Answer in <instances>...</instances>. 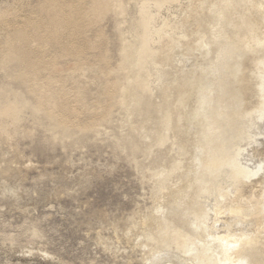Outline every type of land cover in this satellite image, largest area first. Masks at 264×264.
Returning a JSON list of instances; mask_svg holds the SVG:
<instances>
[{"label":"rangeland","instance_id":"374dc122","mask_svg":"<svg viewBox=\"0 0 264 264\" xmlns=\"http://www.w3.org/2000/svg\"><path fill=\"white\" fill-rule=\"evenodd\" d=\"M263 37L264 0H0V264H212L228 229L264 264V195L230 201L264 189Z\"/></svg>","mask_w":264,"mask_h":264},{"label":"bare ground","instance_id":"6f19581e","mask_svg":"<svg viewBox=\"0 0 264 264\" xmlns=\"http://www.w3.org/2000/svg\"><path fill=\"white\" fill-rule=\"evenodd\" d=\"M229 17V16H228ZM228 17L227 18H224V21L225 20H227L228 19ZM254 39H258L259 40V38H254ZM261 40V39H260ZM227 41V40H226ZM258 42H260L261 44L262 43H264V37H263V39H262V42L261 41H258ZM224 53V52H223ZM226 56V58H223V60H221V64H225V61L226 60H229L231 57H232V55L233 54H229V53H226L225 54ZM236 55H239V53H237ZM223 56V55H222ZM260 64L261 65H263V67H264V55L262 56V59H260ZM259 88H260V90H261V92H262V99H263V102L261 103V107H263L264 108V73H263V76L261 77V79H260V82H259ZM233 107V106H232ZM217 115H220V116H222V117H224V118H226L227 117V115H224V114H217ZM221 117V118H222ZM229 121H230V119H229ZM231 122H227V125L230 127L231 126V124H233V123H231ZM210 127H209V129H211L213 132H216V133H218V134H221V135H223L224 136V134H226L227 133V131H225V130H223V128L215 121V122H213L212 120H211V122H210ZM229 127H227V128H229ZM231 128V127H230ZM227 136V135H226ZM225 136V137H226ZM203 137V136H202ZM214 137V136H213ZM222 137V136H221ZM224 138V137H223ZM229 138V137H228ZM228 138H226V139H224L222 142H220L219 144L217 143V144H215V145H213V146H210V144H209V146H208V150L206 151V159L204 160V166H205V170H206V172H207V174H209V175H214V176H218V175H221L222 173H223V169H224V167L226 166V164L229 162V154H228V152H229V144L231 145V143H229L228 144V142H230L229 141V139ZM231 139V138H230ZM234 140V139H233ZM204 146H206V145H204ZM259 153H264V149L263 150H261V151H259ZM237 172V171H236ZM236 175V174H235ZM235 175H233V176H235ZM238 175V174H237ZM237 175L235 176V177H237ZM234 177V178H235ZM241 177V176H240ZM237 178H239V177H237ZM235 180V179H234ZM257 181V180H256ZM258 181H259V179H258ZM234 182V181H233ZM262 184V181H260V182H253V183H251L250 185H242V186H240V189H238V191H237V193H236V198L234 199V200H230V201H232V202H239V205H241L242 206V204H240V201H244L245 199H253V198H255V199H259V198H261V197H263V195H264V189H262V188H259V185H261ZM238 185H240V184H238ZM232 186V185H231ZM221 189V188H220ZM200 191H203L204 190V186H202L200 189H199ZM226 193V192H225ZM225 193H223V194H225ZM235 193V192H234ZM229 194V193H228ZM227 196V195H226ZM224 197V196H223ZM225 198V197H224ZM262 199V198H261ZM248 201H250V200H248ZM253 201V200H252ZM251 201V202H252ZM255 201V200H254ZM263 201V200H262ZM231 202V203H232ZM247 202V201H246ZM216 204L217 203H220V202H215ZM245 203V202H244ZM233 204V203H232ZM237 204V203H236ZM215 205V204H214ZM230 205V204H229ZM216 206V205H215ZM240 207V206H239ZM237 205H231V206H229L228 207V211L230 212V213H232V214H239V213H241L242 212V209L243 208H239ZM244 207V206H243ZM256 207V206H255ZM259 207V206H258ZM251 209H254V207H252ZM258 209V208H257ZM262 210L261 211H263L264 209L263 208H261ZM226 210H227V208H226ZM245 209H243V211H244ZM249 211H250V209H249ZM257 211V212H256ZM255 212H256V214H258L259 213V211L258 210H256ZM245 212V211H244ZM250 212H252V211H250ZM253 213V212H252ZM252 213H250L251 215H252ZM263 213V212H262ZM242 214V213H241ZM249 214V213H248ZM254 214V213H253ZM229 215V214H228ZM261 215V216H260ZM259 216H256V218H255V220L253 221L252 220V226H253V228L254 227H259V228H262V227H260V225L264 222V216L262 215V214H260ZM234 217V216H233ZM237 218H239V217H237ZM244 218H245V216H244ZM251 218V217H250ZM253 219V218H252ZM249 222V221H248ZM249 224H250V222H249ZM251 226V225H250ZM249 226V229L252 227H250ZM255 230H256V228H255ZM250 232H251V229L249 230ZM233 234V235H232ZM245 234H247V233H245ZM244 234V235H245ZM218 235V234H217ZM234 233H231V231L228 229V230H226L223 234H219V237H220V239H222V242L223 243H225V245H226V243H229V242H232V241H237V244L238 243H241L242 241L244 242V244L247 246H251V243H252V241H253V239L252 240H250V239H240L239 237H234ZM247 236V235H246ZM246 236H244L243 238H246ZM250 236L251 237H254V236H252L251 234H250ZM166 237V236H165ZM164 237V238H165ZM199 237V236H198ZM214 237V236H213ZM247 237H249V236H247ZM215 238V237H214ZM197 239V238H196ZM217 239V238H216ZM173 242H175V243H178V244H184V243H188V245H193V240H191L190 239V237H188V236H186L185 238H182L181 240L180 239H176V238H173V240H172ZM195 241V240H194ZM242 242V243H243ZM213 244V243H212ZM236 244V242L233 244V246ZM225 245H223L222 247H221V249H220V255H219V257H216V259L214 260V258H213V260H214V264H237V263H235L236 261H234L233 259H232V257L230 256L231 254H227L228 252H227V248L226 247H224ZM228 245V244H227ZM240 245V244H239ZM232 246V245H231ZM185 246L183 245V248H184ZM186 247H187V245H186ZM236 247V246H235ZM204 248V247H203ZM207 248V247H206ZM212 248V247H211ZM220 248V247H219ZM234 248V247H233ZM238 248V247H237ZM250 248V247H249ZM205 249V248H204ZM229 249H231V247L229 248ZM229 249H228V251H229ZM236 249V248H235ZM234 249V250H235ZM210 250V249H209ZM213 251H212V254H213V252H214V249H212ZM233 250V249H232ZM232 250H230L231 252H232ZM233 250V251H234ZM194 251H195V249H194ZM204 251V250H203ZM211 251V250H210ZM209 252V251H208ZM207 252V250L205 251V253H208ZM219 252V249H218V251H217V253ZM194 253V252H193ZM195 253H196V251H195ZM194 253V254H195ZM201 253V252H200ZM215 253H216V251H215ZM214 253V254H215ZM198 254V253H197ZM204 254V253H203ZM209 254V253H208ZM214 254H213V256H214ZM219 254V253H218ZM216 255V254H215ZM212 256V257H213ZM232 256H234L233 254H232ZM210 257V256H209ZM211 257V258H212ZM195 259V258H194ZM200 261V263L201 264H207L208 263V258H207V256L205 257V254H204V256L202 255V256H200V258L198 259V262ZM210 261V260H209ZM210 262H212V261H210ZM209 262V263H210ZM208 263V264H209ZM212 263V264H213Z\"/></svg>","mask_w":264,"mask_h":264}]
</instances>
